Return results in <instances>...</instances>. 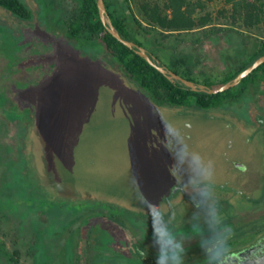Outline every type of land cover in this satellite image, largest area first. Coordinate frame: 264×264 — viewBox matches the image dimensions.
<instances>
[{
  "label": "rangeland",
  "instance_id": "374dc122",
  "mask_svg": "<svg viewBox=\"0 0 264 264\" xmlns=\"http://www.w3.org/2000/svg\"><path fill=\"white\" fill-rule=\"evenodd\" d=\"M21 1L28 19L0 7V264L15 250L19 264H157V229L181 246V264H208L217 240L233 253L251 245L264 215L239 210L249 192L264 200V82L218 107L158 105L99 39L70 36L81 0ZM165 1L128 0L144 26L143 8ZM191 1L210 25H148L138 38L178 73L220 78L262 35L232 24L223 0Z\"/></svg>",
  "mask_w": 264,
  "mask_h": 264
},
{
  "label": "trees",
  "instance_id": "16d2710c",
  "mask_svg": "<svg viewBox=\"0 0 264 264\" xmlns=\"http://www.w3.org/2000/svg\"><path fill=\"white\" fill-rule=\"evenodd\" d=\"M104 2L107 17L111 20L116 31L123 38L132 40L143 47L145 46L138 36L141 32L148 33V25L167 32H182L205 27L212 23L211 17L208 15L196 16L198 4L191 0H166L162 6L143 8L146 26L133 15L128 0H116L113 3L104 0ZM223 3L232 24L239 22L247 29L258 30L262 35L249 58L224 72L220 78L204 76L201 81L193 78L188 68H185L182 74L167 66L181 76L211 88H216L231 80L239 71L264 54V0H223ZM0 7L23 19L31 17L29 9L21 0H0ZM67 27L72 37H82L87 40L99 39L104 44L106 51L118 61L125 76L131 82L145 89L158 105H193L201 109L218 107L229 97L238 98L244 92L246 85L264 82V63L241 80L238 85L242 84L243 86L238 89L236 95L229 94L235 87L209 94L202 90H193L180 80L169 79L140 56L134 48L127 47L109 32L106 24L100 19L97 0H81L78 11L67 21ZM149 53L153 55V53ZM155 60L158 64H163L157 56H155ZM180 63L183 64L182 59L173 61L172 66L177 67ZM18 255L19 252L15 250L9 258L10 263L19 264Z\"/></svg>",
  "mask_w": 264,
  "mask_h": 264
},
{
  "label": "water",
  "instance_id": "95a60500",
  "mask_svg": "<svg viewBox=\"0 0 264 264\" xmlns=\"http://www.w3.org/2000/svg\"><path fill=\"white\" fill-rule=\"evenodd\" d=\"M97 6H98V11H99V16H100L101 21L104 24H106L109 32L115 38H117L120 42H122L127 47L134 48V50L140 56L145 58V60L147 62H149L150 64L155 66L160 72L165 74L169 79L180 80L186 86L190 87L193 90H202V91L207 92L209 94H214V93L226 91V90H228V89H230V88H232L234 86H237L244 77H246L248 74H250L259 65L264 63V54H263V55L259 56L258 58H256L249 66H247L243 70L239 71L231 80L225 82L224 84H222V85H220V86H218L216 88H211V87H209V86H207L205 84H202V83H199V82H195V81H193L191 79H188V78H185V77L181 76L180 74L174 72L173 70H171L170 68H168L164 64H158L157 60H155V56L151 55L145 47L135 43L132 40H128V39L123 38L116 31V29L114 28L111 20L107 17L104 0H97Z\"/></svg>",
  "mask_w": 264,
  "mask_h": 264
},
{
  "label": "clouds",
  "instance_id": "9594fccd",
  "mask_svg": "<svg viewBox=\"0 0 264 264\" xmlns=\"http://www.w3.org/2000/svg\"><path fill=\"white\" fill-rule=\"evenodd\" d=\"M166 135H170L173 141L174 136L171 131L166 132ZM170 151H171V159H172L170 175L175 186L178 187L181 184V178L177 174L178 154L176 153L173 147L170 149ZM194 159L199 163V157H194ZM204 171L206 175H210L207 169H204ZM166 199L167 198H165V200ZM165 200H161L158 206H152L149 208V212L155 214L154 219L158 220L160 218V215L163 213ZM156 234L159 241L163 245L161 248V252L157 264H181L180 253L183 251L181 246L174 241V239L171 237V235L167 232L166 229H157ZM207 251L210 257L219 256L223 252L222 242L219 240L212 242L207 247Z\"/></svg>",
  "mask_w": 264,
  "mask_h": 264
},
{
  "label": "flooded vegetation",
  "instance_id": "af4514ba",
  "mask_svg": "<svg viewBox=\"0 0 264 264\" xmlns=\"http://www.w3.org/2000/svg\"><path fill=\"white\" fill-rule=\"evenodd\" d=\"M246 199L248 202L245 203L251 207L252 211L244 219L254 220L255 218L262 217L264 215V200L260 201L258 198L249 195ZM238 204H241V207L243 206L242 203L238 202ZM243 254H245V259H242L244 256L241 257ZM247 254H250L248 259H246ZM207 259L208 264H264V231L261 232L260 230L258 236L247 248L239 249V251L234 253L232 250L223 249V252L219 256L208 257Z\"/></svg>",
  "mask_w": 264,
  "mask_h": 264
},
{
  "label": "crops",
  "instance_id": "0c3cea01",
  "mask_svg": "<svg viewBox=\"0 0 264 264\" xmlns=\"http://www.w3.org/2000/svg\"><path fill=\"white\" fill-rule=\"evenodd\" d=\"M248 195H249V196H252V197H254V198H257L256 196H254L255 194H253V192H249ZM251 211H252V209H251L250 207H249L247 210L244 209V208L242 207V209L239 210V214H240L241 217L243 218V216H244L245 214L251 213ZM245 217H246V216H245Z\"/></svg>",
  "mask_w": 264,
  "mask_h": 264
}]
</instances>
